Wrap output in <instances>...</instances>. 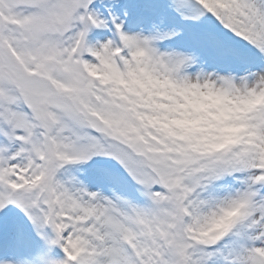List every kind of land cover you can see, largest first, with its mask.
Returning <instances> with one entry per match:
<instances>
[{
    "label": "snow or ice",
    "instance_id": "snow-or-ice-1",
    "mask_svg": "<svg viewBox=\"0 0 264 264\" xmlns=\"http://www.w3.org/2000/svg\"><path fill=\"white\" fill-rule=\"evenodd\" d=\"M0 264H264V0H0Z\"/></svg>",
    "mask_w": 264,
    "mask_h": 264
}]
</instances>
